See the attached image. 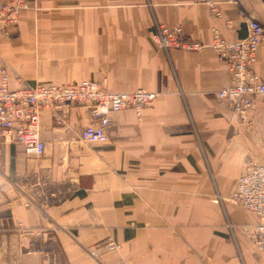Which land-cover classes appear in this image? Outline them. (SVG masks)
Returning a JSON list of instances; mask_svg holds the SVG:
<instances>
[{
	"label": "crops",
	"instance_id": "0c3cea01",
	"mask_svg": "<svg viewBox=\"0 0 264 264\" xmlns=\"http://www.w3.org/2000/svg\"><path fill=\"white\" fill-rule=\"evenodd\" d=\"M215 1L220 18L192 0H34L0 26L11 89L105 81L156 94L110 114L105 145L80 139L98 119L91 105L41 111L40 159L0 137V264H264L257 218L231 201L246 164L264 166V100L242 119L216 99L231 77L209 47L212 30L235 42L251 20L264 29V0ZM155 22L206 50L167 56ZM253 70L264 83V42ZM189 120L197 136L173 130Z\"/></svg>",
	"mask_w": 264,
	"mask_h": 264
},
{
	"label": "built area",
	"instance_id": "2783aa9c",
	"mask_svg": "<svg viewBox=\"0 0 264 264\" xmlns=\"http://www.w3.org/2000/svg\"><path fill=\"white\" fill-rule=\"evenodd\" d=\"M34 0H9L0 5V26H16L22 12L30 8ZM204 4L215 17L221 14L215 0H192ZM232 4L235 0H220ZM213 40L209 46L214 55L223 61L231 77V85L215 94L221 102L229 103L232 111L247 119L255 100H264V83L253 70L255 54L264 42V29L251 20L244 39L228 42L212 30ZM153 43L167 56L171 50L203 52L207 46L188 42L182 37L179 27L168 28L154 23ZM156 99L155 93L137 90L132 93L109 91L106 82L82 81L71 85L19 83L17 89L9 87L6 67H0V137L22 146L29 159H40L45 153V144L40 137V113L42 110L68 111L74 105H91L96 108L98 119L84 127L80 139L84 143L105 145L109 142L111 122L109 115L126 110L141 112L150 107ZM62 121L61 118L57 123ZM170 125H164L167 127ZM173 130L183 133L186 129L197 136L192 120L173 124ZM185 129V130H184ZM173 132V131H172ZM231 201L246 213L257 218L252 227V242L260 254H264V166L247 163L244 173L238 179ZM115 252L119 246L113 242L106 246Z\"/></svg>",
	"mask_w": 264,
	"mask_h": 264
}]
</instances>
